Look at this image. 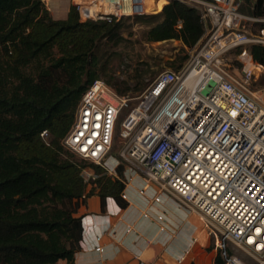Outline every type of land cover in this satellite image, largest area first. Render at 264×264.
Masks as SVG:
<instances>
[{"label":"built area","instance_id":"1","mask_svg":"<svg viewBox=\"0 0 264 264\" xmlns=\"http://www.w3.org/2000/svg\"><path fill=\"white\" fill-rule=\"evenodd\" d=\"M71 1L81 21L158 12L147 9L154 0ZM162 1L161 9L171 0ZM178 1L199 8L205 24L182 67L161 71L125 115L131 98L94 80L63 145L111 176L123 164L197 213L223 264H245L238 252L264 264V99L225 62L234 49L264 43V28L245 29L264 15L241 13V0ZM83 176L94 179L86 169Z\"/></svg>","mask_w":264,"mask_h":264},{"label":"trees","instance_id":"2","mask_svg":"<svg viewBox=\"0 0 264 264\" xmlns=\"http://www.w3.org/2000/svg\"><path fill=\"white\" fill-rule=\"evenodd\" d=\"M247 11L264 15V0L250 1ZM133 23L146 27V42L175 39L187 49L205 35L201 10L178 0L111 23L81 21L75 5L56 19L43 0H0V264H74L82 239L79 201L97 194L126 206L124 165L108 175L63 139L82 93L110 71L113 50ZM258 24L257 32L264 28ZM251 53L264 63V46L253 45ZM105 82L119 95L128 91L111 76ZM85 169L94 179L83 176ZM214 264H223L219 255Z\"/></svg>","mask_w":264,"mask_h":264},{"label":"crops","instance_id":"3","mask_svg":"<svg viewBox=\"0 0 264 264\" xmlns=\"http://www.w3.org/2000/svg\"><path fill=\"white\" fill-rule=\"evenodd\" d=\"M43 1L50 13L58 9L63 18L72 5L71 0ZM123 173L125 207L97 194L79 201L82 239L74 264H214L215 238L202 218L154 184L146 185L130 168L124 166ZM55 264L67 263L60 259Z\"/></svg>","mask_w":264,"mask_h":264},{"label":"rangeland","instance_id":"4","mask_svg":"<svg viewBox=\"0 0 264 264\" xmlns=\"http://www.w3.org/2000/svg\"><path fill=\"white\" fill-rule=\"evenodd\" d=\"M252 0H241L239 10L246 16L252 17L248 14L247 9ZM147 8L151 11H159L164 5H155L150 2ZM243 9V10H242ZM57 10L52 8L51 14L55 18H63L57 15ZM127 17H123L125 20ZM133 18V17H130ZM131 22V19L128 20ZM146 27L144 25L132 24L131 32L124 33L127 41L114 48L112 55V62L110 64V71L103 75L102 79L105 81L108 77L113 78V82L120 88H127L125 95L129 96L127 107L124 110V115L133 107L137 102L143 91L153 82L155 77L163 70H175L183 56L189 55L190 49L184 47L180 40H166L160 42H146L142 37V30ZM248 34H256L259 29V24L256 21H247L246 27ZM254 45H261L263 43H253ZM253 45H245L242 49H234L225 56V62L230 66L232 72L234 71L241 77V74L248 70H255L257 68L255 61L252 58L251 48ZM187 60V59H186ZM264 64V63H259ZM255 76V75H253ZM239 81L241 78H237ZM253 81V80H252ZM251 90L260 91L264 99V72H262L256 81H253ZM214 84L209 82L207 87L203 90L206 95L211 90ZM264 106V103H262ZM117 148L114 151L116 154ZM238 256L244 261L245 264H259L255 258L243 253L238 252Z\"/></svg>","mask_w":264,"mask_h":264},{"label":"bare ground","instance_id":"5","mask_svg":"<svg viewBox=\"0 0 264 264\" xmlns=\"http://www.w3.org/2000/svg\"><path fill=\"white\" fill-rule=\"evenodd\" d=\"M155 5L164 4L165 2L162 0H154L152 1ZM261 46H264V43L261 44ZM257 68L255 70H248L241 74V78L244 79L248 83H252L253 81H256L259 77V75L264 72V64L256 63ZM255 75V76H253ZM253 80V81H252Z\"/></svg>","mask_w":264,"mask_h":264},{"label":"snow or ice","instance_id":"6","mask_svg":"<svg viewBox=\"0 0 264 264\" xmlns=\"http://www.w3.org/2000/svg\"><path fill=\"white\" fill-rule=\"evenodd\" d=\"M81 135H82V133H81ZM89 143H91V141H88Z\"/></svg>","mask_w":264,"mask_h":264}]
</instances>
